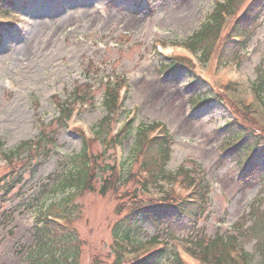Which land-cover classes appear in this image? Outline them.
<instances>
[{
  "label": "rangeland",
  "instance_id": "374dc122",
  "mask_svg": "<svg viewBox=\"0 0 264 264\" xmlns=\"http://www.w3.org/2000/svg\"><path fill=\"white\" fill-rule=\"evenodd\" d=\"M13 2L0 5V20L14 21L0 26V140L4 143L0 177L18 164L13 169L23 174V181L0 203V264H46L54 258L61 264L65 260V250L73 246L66 248L57 239L56 246L47 247L49 242L43 244L36 233L42 212L51 205L64 225L74 230L79 250L76 264H103L113 259L119 199L127 198L123 192L136 185L127 178L149 177L140 165L145 157L133 153L134 134L122 144L112 137L130 118H135V127L164 123L174 140L167 169L177 171L182 164L198 163L212 189L207 215L196 227L142 220L131 255L166 242L170 249L178 247L189 264H221L220 251L238 264H243L246 253L251 256L244 264H262L264 259L257 251L261 242L247 227L256 215H264V177L243 181L237 158L224 152L227 132L220 127L236 116L244 125L264 132V105L254 86L264 76V9L244 49L224 64V58L218 59L223 41L213 39L210 55L201 54L199 45H192L193 54L181 45L191 43L190 37L227 0ZM249 2L235 0V9L240 14ZM229 17L234 18L226 10L223 32ZM157 42L163 44V52ZM169 63L175 67L168 69ZM110 75L123 77L129 92L121 111L101 126L111 115L104 103L103 85ZM78 85L91 90L93 96L67 127H61L56 121L55 99L70 96ZM196 94L208 95L211 101L196 106L192 100ZM153 128L151 136L158 132ZM41 129L56 139L54 149L9 159L10 150L37 138ZM83 149L87 151L86 184L60 188L64 177L79 169L76 158ZM107 177L110 183L103 191ZM166 187L172 194L187 192L180 182ZM65 202L72 211L65 209ZM218 234L227 239V247L206 252L209 240ZM229 235L234 237L229 239ZM152 236H158V241L148 247ZM160 264H172V260L163 258Z\"/></svg>",
  "mask_w": 264,
  "mask_h": 264
},
{
  "label": "trees",
  "instance_id": "16d2710c",
  "mask_svg": "<svg viewBox=\"0 0 264 264\" xmlns=\"http://www.w3.org/2000/svg\"><path fill=\"white\" fill-rule=\"evenodd\" d=\"M14 4L13 0H0V5L2 3ZM235 0H227V2H220L215 12H213L210 18L202 24L200 30L195 32L194 36L190 38V44L194 47L199 45L202 53L207 55L210 51L209 48L213 43V39L217 38L220 34V24L222 22L221 12L227 10L230 14L234 16L231 19V24L222 38V53L228 54V58H233L241 47L246 46L252 33H254V28L257 26L259 19L261 18L262 10L264 9V0H250L245 9L239 14L238 9H235ZM254 27V28H253ZM243 37L242 43L233 41V36ZM213 37V38H212ZM210 38H212L211 44ZM209 44V45H208ZM226 51V52H225ZM166 64L168 69L175 67V65ZM166 68V69H167ZM108 80V79H107ZM196 81V80H195ZM194 82V81H192ZM193 84V83H192ZM255 88L259 94L260 100L264 104V76L259 77L258 82L255 84ZM83 89V90H82ZM90 91L80 88L78 85L73 89L69 97L61 98L56 97L55 103L58 109V115L56 116V121L59 126L65 127L69 118L72 115L74 109V101L78 98H86ZM219 98V97H218ZM119 84L115 83L111 78L105 82V100L104 103L109 111L102 121L101 126L104 125L105 121L112 119V114L119 109ZM209 97L205 94H196L192 98L197 104H201L207 101ZM224 100L223 98H219ZM133 123H128L119 133L118 137L120 142L125 139L132 132ZM224 129L227 132L225 141L223 143L224 152L233 154L237 158V164L239 169V175L244 182H253L256 177L259 176L261 168L264 166V132H258L255 128L248 127L244 125L238 118L227 121L224 125ZM148 128L142 126L138 129L136 136L135 146L133 147L134 154L140 158L143 155V166L148 168L154 177L163 179H177L181 177L184 182L188 184L197 183L194 194L187 197H181L176 194H172L169 191H163L165 194L161 196L160 199L146 198L140 194V187L137 185L127 188L123 192V196L127 198L119 199V220L115 224L113 232L116 236V240H119V247H122L123 242L134 243L133 240L138 231L141 230L142 225L140 224L142 220H150L154 224H161L163 222H168L169 225H174L177 223H183L186 225H192L195 227L206 213L210 202V183L206 178L204 170L199 167L196 172L195 168H187L182 166L178 172L171 173L165 168L166 163L171 158V144L173 142L170 133H165L162 137H149L147 133ZM52 132V131H51ZM37 141V142H35ZM3 142L0 140V149L3 147ZM33 144L35 145L33 147ZM39 145V147H38ZM56 145V139L53 137L52 133L47 130L41 129L37 138L26 141L19 144L11 152L12 156L16 158L17 156H22L23 154H29L41 150V152L48 153L50 150L54 149ZM145 155V156H144ZM76 161L79 163L77 167L79 168L76 172L71 171L64 177V181L60 182V188L67 189L69 187L75 186L84 187L85 177L87 175V170L83 167L87 165L85 160L86 149H83L81 153L77 154ZM18 165V164H17ZM17 165H12L7 171H5L0 177V203L8 199L11 193L19 186L23 181V174L18 171V169H13ZM79 165V166H78ZM83 168V169H82ZM81 170V172H80ZM124 173L122 180L124 179ZM262 178V176L260 177ZM108 180L110 183V178L105 179L101 186L103 191H107ZM133 180L135 183L137 181L133 179V175L127 178V182ZM157 182V181H156ZM122 184V188H123ZM149 185L145 187V190ZM121 197V195L119 196ZM66 198V197H65ZM68 198V197H67ZM192 198V200H190ZM61 202V201H60ZM66 203V210L72 211V207L68 202ZM61 204V203H60ZM54 205L47 208L41 214V218L37 226L35 227L36 233L38 234L39 241L46 246H56V240L63 242L64 246H73V248H68L62 256L65 260L61 264H76L79 250L77 244L75 246L76 236L74 230L69 229L67 226H62L51 219L53 214H56L53 210ZM253 211L256 207L252 208ZM46 212V213H44ZM264 213V212H263ZM238 225V224H237ZM249 231L254 235L258 236L260 246L257 247V251L261 252L264 259V215H256L254 221L249 225ZM234 236L229 235L228 238L232 239ZM156 238V237H155ZM136 241V239H135ZM202 244V241L199 242ZM228 241L224 239L223 235L218 234L216 237L211 238L206 246V252H211L213 249H225L227 247ZM52 248V247H51ZM68 250V252H66ZM112 251V250H111ZM114 252V251H112ZM111 252V253H112ZM42 253H40V256ZM251 254L246 253L244 262L246 263ZM170 258L172 264H188L182 259L178 252L170 248L155 249L148 251L145 254L135 258V259H125L121 254V250L114 252L113 259L111 261H106L103 264H160L163 258ZM39 258V257H38ZM37 258V261L39 259ZM71 261L69 262V260ZM54 258L51 262H45L46 264H56L58 263ZM219 263L221 264H238L236 261L233 262L232 258L225 256L222 251L219 255ZM40 262V261H39ZM31 264H37L33 262ZM39 264H43L40 262ZM99 264V263H95ZM264 264V262L262 263Z\"/></svg>",
  "mask_w": 264,
  "mask_h": 264
}]
</instances>
